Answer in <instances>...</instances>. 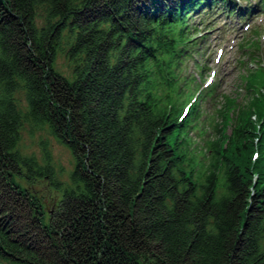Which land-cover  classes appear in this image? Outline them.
Masks as SVG:
<instances>
[{
	"label": "trees",
	"instance_id": "1",
	"mask_svg": "<svg viewBox=\"0 0 264 264\" xmlns=\"http://www.w3.org/2000/svg\"><path fill=\"white\" fill-rule=\"evenodd\" d=\"M209 1L0 0L1 260L264 264V160L250 161L259 101L249 97L226 146L231 120L220 108L216 155L201 161L186 158L181 126L167 115L177 109L172 50L184 61L198 53L187 17ZM60 51L73 79L56 68ZM25 120L70 149V182L16 150ZM16 176L48 177L61 192L53 209Z\"/></svg>",
	"mask_w": 264,
	"mask_h": 264
},
{
	"label": "rangeland",
	"instance_id": "2",
	"mask_svg": "<svg viewBox=\"0 0 264 264\" xmlns=\"http://www.w3.org/2000/svg\"><path fill=\"white\" fill-rule=\"evenodd\" d=\"M47 12L45 6L37 8L36 23L39 27L46 24ZM57 20V19H56ZM68 31H64L66 36ZM67 39L64 37L63 46L67 50ZM56 68L67 77L72 76L73 64L67 57L65 51H60L56 57ZM73 79L71 77H68ZM20 108L27 110L25 93L20 90L16 93ZM16 150L23 155L34 156L41 164L50 163L54 167V177L67 184L70 176L76 167V160L70 149L55 137L47 125H37L29 121H24L20 131V139ZM16 181L29 188L45 203L48 210H52L61 192L52 185L48 177H26L16 176ZM0 264H7L0 259Z\"/></svg>",
	"mask_w": 264,
	"mask_h": 264
}]
</instances>
